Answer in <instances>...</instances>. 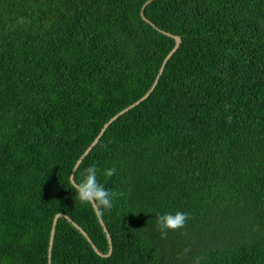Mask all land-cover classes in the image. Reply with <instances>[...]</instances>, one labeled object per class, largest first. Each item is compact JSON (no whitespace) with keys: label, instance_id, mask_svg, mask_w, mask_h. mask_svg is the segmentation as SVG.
Instances as JSON below:
<instances>
[{"label":"trees","instance_id":"trees-1","mask_svg":"<svg viewBox=\"0 0 264 264\" xmlns=\"http://www.w3.org/2000/svg\"><path fill=\"white\" fill-rule=\"evenodd\" d=\"M146 0H0V264H48L64 213L108 240L69 175L152 85L174 39ZM179 35L88 166L113 191L98 255L58 217L51 264L264 263V0H152ZM114 167L111 177L104 170ZM188 214L161 236L156 216Z\"/></svg>","mask_w":264,"mask_h":264},{"label":"clouds","instance_id":"clouds-1","mask_svg":"<svg viewBox=\"0 0 264 264\" xmlns=\"http://www.w3.org/2000/svg\"><path fill=\"white\" fill-rule=\"evenodd\" d=\"M116 172L114 167L104 170L106 177H111ZM99 170L96 166H88L84 169L79 182L75 186V196L83 203L96 204L102 211L113 207L115 193L107 189L98 180ZM188 214L183 211L163 212L156 216L157 225L161 236H167L169 231H175L185 226Z\"/></svg>","mask_w":264,"mask_h":264},{"label":"water","instance_id":"water-1","mask_svg":"<svg viewBox=\"0 0 264 264\" xmlns=\"http://www.w3.org/2000/svg\"><path fill=\"white\" fill-rule=\"evenodd\" d=\"M152 0H146L143 5L141 6L140 9V15L142 17L143 20H145L147 23H149L152 27H154L155 29H157L158 31H160L161 33L168 35L170 37H172L174 39V46L170 49V51L166 54V56L164 57L159 70L155 76V79L152 83V85L150 86V88L144 93V95H142L139 99H137L136 101H134L133 103H131L130 105L126 106L125 108L121 109L120 111H118L116 114H114L112 117H110L101 127V129L99 130L98 134L94 137L93 141L88 145V147L84 150V152L80 155V157L77 159V161L75 162L74 166L71 169L70 175H69V180L70 182L76 186V182L74 180V172L76 170V168L78 167L79 163L81 162V160L83 159V157L91 150V148L97 143V141L99 140V138L102 136V134L104 133L105 129L107 128V126L114 121L119 115L123 114L124 112H126L128 109H130L131 107L135 106L136 104H138L139 102H141L143 99H145L150 92L153 90V88L155 87V85L158 82V79L160 77V75L163 72V69L165 67L166 62L168 61V59L172 56V54L177 50L180 42H181V38L179 35H175L172 34L168 31H165L163 29H160L159 27H157L152 21H150L148 18L145 17L144 15V9L146 7V5L148 3H150ZM92 206L95 210V213L98 217V220L106 234L107 240H108V251L106 253H102L101 251H99L95 245L92 243L90 237L87 235V233L85 232V230L79 226L75 221H73L68 215L64 214V213H56L53 217L52 220V224H51V229H50V235H49V243H48V264H51V248H52V243H53V237H54V231H55V225H56V221L58 219V217L63 216L65 217L68 221H70L87 239V241L91 244L92 248L94 249V251L100 255V256H107L111 253L112 251V241H111V237L109 235V232L107 230V227L105 226V223L102 219V217L100 216L98 207L96 204L92 203ZM264 264V263H263Z\"/></svg>","mask_w":264,"mask_h":264}]
</instances>
